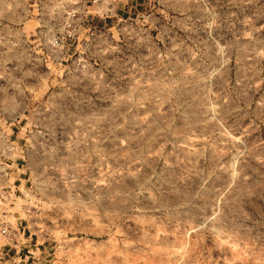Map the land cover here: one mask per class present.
<instances>
[{
  "label": "rangeland",
  "instance_id": "374dc122",
  "mask_svg": "<svg viewBox=\"0 0 264 264\" xmlns=\"http://www.w3.org/2000/svg\"><path fill=\"white\" fill-rule=\"evenodd\" d=\"M128 8L0 0V264H264V0Z\"/></svg>",
  "mask_w": 264,
  "mask_h": 264
},
{
  "label": "crops",
  "instance_id": "0c3cea01",
  "mask_svg": "<svg viewBox=\"0 0 264 264\" xmlns=\"http://www.w3.org/2000/svg\"><path fill=\"white\" fill-rule=\"evenodd\" d=\"M144 1L145 0H125V3L126 4H128V13H130L131 11H132V9H135L137 6H141L142 4H144ZM120 7V5H119V3H117V10L119 11V12H121V9L119 8ZM123 11V10H122ZM118 13V12H117ZM122 14H125V12L124 13H122ZM132 14V13H131ZM134 14V13H133Z\"/></svg>",
  "mask_w": 264,
  "mask_h": 264
},
{
  "label": "built area",
  "instance_id": "2783aa9c",
  "mask_svg": "<svg viewBox=\"0 0 264 264\" xmlns=\"http://www.w3.org/2000/svg\"><path fill=\"white\" fill-rule=\"evenodd\" d=\"M104 1H108V0H104ZM97 2H100V0H92V3L95 4ZM0 234L3 237H9L10 236V232L6 229V228H1L0 229Z\"/></svg>",
  "mask_w": 264,
  "mask_h": 264
}]
</instances>
